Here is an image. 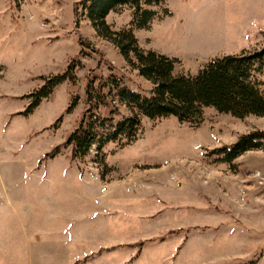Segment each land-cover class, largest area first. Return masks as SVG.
Returning <instances> with one entry per match:
<instances>
[{
  "label": "rangeland",
  "instance_id": "374dc122",
  "mask_svg": "<svg viewBox=\"0 0 264 264\" xmlns=\"http://www.w3.org/2000/svg\"><path fill=\"white\" fill-rule=\"evenodd\" d=\"M78 2L0 0V264H264V150L231 165L211 153L264 131V117L213 108L200 125L141 117L132 143L93 148L83 159L64 147L88 108L90 79L116 76L133 92L153 87L76 15ZM142 8L157 13L147 30L131 25V7L106 22L113 32L131 29L143 50L177 59L179 75L197 76L217 58L264 47V0ZM70 67L75 84L56 88L30 116L18 115L42 78ZM107 97L119 107L116 120L129 115Z\"/></svg>",
  "mask_w": 264,
  "mask_h": 264
},
{
  "label": "trees",
  "instance_id": "16d2710c",
  "mask_svg": "<svg viewBox=\"0 0 264 264\" xmlns=\"http://www.w3.org/2000/svg\"><path fill=\"white\" fill-rule=\"evenodd\" d=\"M166 1L80 0L76 4V15L86 18L99 36L114 44L131 68L153 87L146 92H133L116 76L108 81L97 77L90 79L86 88L88 108L78 128L64 144L65 148L71 149L73 159L87 157L93 148L101 152L110 143L124 140L132 143L137 139L141 117L149 120L174 117L179 123L200 125L206 108L239 119L264 117V83L260 80L264 70V47L217 58L197 76L179 75L175 72L179 64L177 59L143 50L131 29L113 32L106 22L110 13L131 7L134 11L131 25L147 30L157 13L143 9L142 4L159 6ZM42 80L38 90L23 96L22 99L29 100L30 105L18 115L30 116L43 100L53 95L56 88L66 82L76 83L71 67L64 74ZM106 90L129 111V115L122 116V120L113 117L119 115L120 110L116 104L113 106L108 102ZM76 103L77 99H73L68 113L76 107ZM100 107L106 110V114L99 113ZM60 149L61 146L55 148L53 158L60 153ZM260 150H264V131L258 130L241 136L232 146L221 147L211 153L217 162L231 165L245 153Z\"/></svg>",
  "mask_w": 264,
  "mask_h": 264
}]
</instances>
